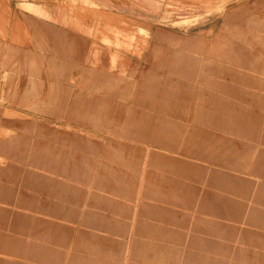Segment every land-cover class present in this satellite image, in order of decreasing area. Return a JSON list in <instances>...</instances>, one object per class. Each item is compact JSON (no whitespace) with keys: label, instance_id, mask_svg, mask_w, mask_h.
I'll return each mask as SVG.
<instances>
[{"label":"rangeland","instance_id":"1","mask_svg":"<svg viewBox=\"0 0 264 264\" xmlns=\"http://www.w3.org/2000/svg\"><path fill=\"white\" fill-rule=\"evenodd\" d=\"M0 264H264V0H0Z\"/></svg>","mask_w":264,"mask_h":264},{"label":"crops","instance_id":"2","mask_svg":"<svg viewBox=\"0 0 264 264\" xmlns=\"http://www.w3.org/2000/svg\"><path fill=\"white\" fill-rule=\"evenodd\" d=\"M85 1H89V0H85ZM236 185H237V184H235L234 186H236ZM231 203H232V204H235V201L232 200Z\"/></svg>","mask_w":264,"mask_h":264}]
</instances>
